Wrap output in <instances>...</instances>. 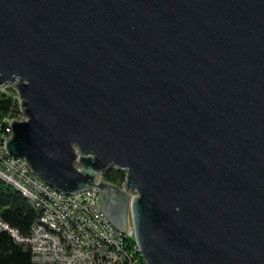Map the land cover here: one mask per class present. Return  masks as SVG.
<instances>
[{"label":"water","instance_id":"95a60500","mask_svg":"<svg viewBox=\"0 0 264 264\" xmlns=\"http://www.w3.org/2000/svg\"><path fill=\"white\" fill-rule=\"evenodd\" d=\"M7 84V152L148 264H264V0H0Z\"/></svg>","mask_w":264,"mask_h":264},{"label":"built area","instance_id":"2783aa9c","mask_svg":"<svg viewBox=\"0 0 264 264\" xmlns=\"http://www.w3.org/2000/svg\"><path fill=\"white\" fill-rule=\"evenodd\" d=\"M20 116L26 119L22 111ZM13 118L19 119L8 115L0 123V178L28 197L40 215L27 236L1 220L0 229L29 245L37 264H148L133 226L124 232L101 209L98 187L58 190L32 170L25 156L7 152L5 140L13 134ZM130 238L135 240L131 246Z\"/></svg>","mask_w":264,"mask_h":264},{"label":"trees","instance_id":"16d2710c","mask_svg":"<svg viewBox=\"0 0 264 264\" xmlns=\"http://www.w3.org/2000/svg\"><path fill=\"white\" fill-rule=\"evenodd\" d=\"M19 118L21 115L20 102L16 89H0V123L4 117ZM104 178L118 186L126 179V172L111 167L103 172ZM40 215V210L31 200L22 194L12 184L0 178V220L16 229L22 236H27L31 227ZM135 243L129 240L128 245ZM0 264H37L32 260L31 249L26 243L18 242L5 229H0Z\"/></svg>","mask_w":264,"mask_h":264},{"label":"rangeland","instance_id":"374dc122","mask_svg":"<svg viewBox=\"0 0 264 264\" xmlns=\"http://www.w3.org/2000/svg\"><path fill=\"white\" fill-rule=\"evenodd\" d=\"M8 87H13L14 89H16L15 86L12 85V84H7L2 89H8ZM16 92H17V89H16ZM17 96H18V92H17ZM19 119H22L23 120V116L22 117L20 116ZM128 220H129V227H132V219H131V216L130 215L128 216Z\"/></svg>","mask_w":264,"mask_h":264},{"label":"flooded vegetation","instance_id":"af4514ba","mask_svg":"<svg viewBox=\"0 0 264 264\" xmlns=\"http://www.w3.org/2000/svg\"><path fill=\"white\" fill-rule=\"evenodd\" d=\"M117 204V203H116ZM117 206H118V204H117Z\"/></svg>","mask_w":264,"mask_h":264}]
</instances>
